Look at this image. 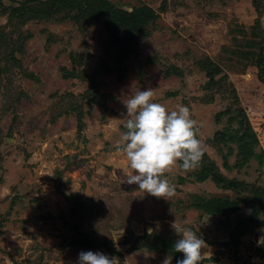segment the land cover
Wrapping results in <instances>:
<instances>
[{"label":"rangeland","instance_id":"rangeland-1","mask_svg":"<svg viewBox=\"0 0 264 264\" xmlns=\"http://www.w3.org/2000/svg\"><path fill=\"white\" fill-rule=\"evenodd\" d=\"M52 1L0 0V264H176L174 221L201 264H264V0H104L153 10L119 39L85 0ZM147 88L189 107L203 148L165 173L168 200L116 150Z\"/></svg>","mask_w":264,"mask_h":264},{"label":"clouds","instance_id":"clouds-1","mask_svg":"<svg viewBox=\"0 0 264 264\" xmlns=\"http://www.w3.org/2000/svg\"><path fill=\"white\" fill-rule=\"evenodd\" d=\"M153 90H138L126 101L125 131L116 150L122 152L133 174L127 176L128 184H137L138 190L157 198L168 200L174 194V186L165 173L179 162L182 170L196 168L203 156L201 141L187 106L168 110L154 102ZM179 238L175 240V252L183 253L176 264H201L202 248L206 242L191 228L172 224ZM152 235L153 228L147 229ZM166 261V260H165ZM77 264H115L114 258L100 251H80Z\"/></svg>","mask_w":264,"mask_h":264},{"label":"trees","instance_id":"trees-1","mask_svg":"<svg viewBox=\"0 0 264 264\" xmlns=\"http://www.w3.org/2000/svg\"><path fill=\"white\" fill-rule=\"evenodd\" d=\"M64 2L65 5L73 4L72 1L67 2L66 0H53L52 4H58V2ZM90 7L91 17L96 22H103L107 28L110 29L113 38L119 39L122 36V31L139 33L140 30L137 24L143 25L152 17V9L150 7H137L133 11L120 10L116 8L111 2L101 0L100 4L96 0H85ZM83 2V1H82ZM94 2V3H93ZM93 3V4H92ZM136 28H133V25ZM124 33V34H125ZM140 34V33H139ZM131 48V46H130ZM247 224L243 222L240 227L244 228ZM242 231L241 233H244Z\"/></svg>","mask_w":264,"mask_h":264}]
</instances>
